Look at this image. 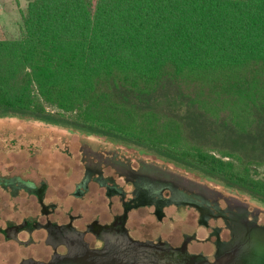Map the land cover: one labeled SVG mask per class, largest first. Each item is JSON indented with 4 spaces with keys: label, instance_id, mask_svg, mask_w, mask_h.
<instances>
[{
    "label": "trees",
    "instance_id": "trees-1",
    "mask_svg": "<svg viewBox=\"0 0 264 264\" xmlns=\"http://www.w3.org/2000/svg\"><path fill=\"white\" fill-rule=\"evenodd\" d=\"M0 116L152 152L264 204V0H26Z\"/></svg>",
    "mask_w": 264,
    "mask_h": 264
},
{
    "label": "flooded vegetation",
    "instance_id": "flooded-vegetation-1",
    "mask_svg": "<svg viewBox=\"0 0 264 264\" xmlns=\"http://www.w3.org/2000/svg\"><path fill=\"white\" fill-rule=\"evenodd\" d=\"M51 138L0 142V264H253L225 252L248 248L264 210L194 183L169 184L119 152L88 157L69 141L41 147ZM120 169H130L129 191L117 186Z\"/></svg>",
    "mask_w": 264,
    "mask_h": 264
},
{
    "label": "rangeland",
    "instance_id": "rangeland-1",
    "mask_svg": "<svg viewBox=\"0 0 264 264\" xmlns=\"http://www.w3.org/2000/svg\"><path fill=\"white\" fill-rule=\"evenodd\" d=\"M28 4L29 2L26 0H0V39L16 40L21 38L24 31L23 13L26 11ZM47 133L52 135V138L48 139L49 141H44L41 147L49 148L59 145L60 148H64L66 145L62 143L69 141L71 144L68 145L67 148H70L75 154L76 150L79 149L80 154H88V157L91 155V152H119L121 156L123 155L125 158L130 159L132 169L141 168L149 171L155 170V172L165 175V179L162 176L161 177L164 181H169V184L181 183L180 180L182 183H194L199 186L207 187V190L215 195L217 192H222L225 195L243 200L250 205L251 210L255 207L264 210V204L256 201L249 195L226 188L219 180L207 178L201 180L199 177L184 172L173 164L167 163L166 160L157 157L155 154L145 149L137 147L128 148L124 144L109 143L110 141L104 137L84 135L81 133L76 134L68 129L39 121H24L16 117L0 116V142H11V138L15 137L19 138L21 141L30 143L41 135ZM141 162L146 163L147 166L144 164L143 166ZM120 170L123 173L118 171L116 174L117 186L118 188H124L129 191L131 188L127 187L128 182L126 181V178H129L130 169L129 171L123 169ZM108 172L109 169L107 168L105 174H108ZM261 177L264 178V175H261ZM171 211L174 212L173 210ZM150 212H152V209L141 213V217L136 216L137 220L135 219V221H138V218L142 221L150 219ZM171 215L176 216L175 213L170 214V216ZM134 225L135 223L132 222L131 226ZM188 232L192 233L193 231L188 229Z\"/></svg>",
    "mask_w": 264,
    "mask_h": 264
},
{
    "label": "water",
    "instance_id": "water-1",
    "mask_svg": "<svg viewBox=\"0 0 264 264\" xmlns=\"http://www.w3.org/2000/svg\"><path fill=\"white\" fill-rule=\"evenodd\" d=\"M255 233L251 236V241H249V246L244 250L231 249L225 252V258L229 260H247L253 261V264H257L260 261H264V228L256 227ZM254 237V238H253ZM54 264H79V258L68 257L60 260Z\"/></svg>",
    "mask_w": 264,
    "mask_h": 264
}]
</instances>
